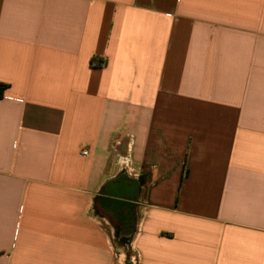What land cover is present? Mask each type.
Instances as JSON below:
<instances>
[{
  "label": "crops",
  "instance_id": "crops-1",
  "mask_svg": "<svg viewBox=\"0 0 264 264\" xmlns=\"http://www.w3.org/2000/svg\"><path fill=\"white\" fill-rule=\"evenodd\" d=\"M0 264H264V0H0Z\"/></svg>",
  "mask_w": 264,
  "mask_h": 264
},
{
  "label": "built area",
  "instance_id": "built-area-1",
  "mask_svg": "<svg viewBox=\"0 0 264 264\" xmlns=\"http://www.w3.org/2000/svg\"><path fill=\"white\" fill-rule=\"evenodd\" d=\"M126 250H130L131 254H129L127 257L130 261V264H138L139 262V254L136 251L134 245H133V240L130 241V243H128L127 245V249Z\"/></svg>",
  "mask_w": 264,
  "mask_h": 264
},
{
  "label": "trees",
  "instance_id": "trees-1",
  "mask_svg": "<svg viewBox=\"0 0 264 264\" xmlns=\"http://www.w3.org/2000/svg\"><path fill=\"white\" fill-rule=\"evenodd\" d=\"M6 87V84L0 83V97L3 95V91ZM119 240L121 244H127L129 242L128 238L126 237H119Z\"/></svg>",
  "mask_w": 264,
  "mask_h": 264
},
{
  "label": "rangeland",
  "instance_id": "rangeland-1",
  "mask_svg": "<svg viewBox=\"0 0 264 264\" xmlns=\"http://www.w3.org/2000/svg\"><path fill=\"white\" fill-rule=\"evenodd\" d=\"M131 240H132V239H131ZM131 240H129L128 243H130ZM128 243H127V244H122V245H123V248H124L125 250L127 249V245H128ZM126 252L128 253V255L131 254V251H130V250H126Z\"/></svg>",
  "mask_w": 264,
  "mask_h": 264
}]
</instances>
